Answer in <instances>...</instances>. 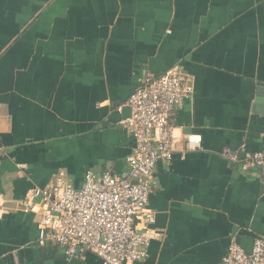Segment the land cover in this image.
Instances as JSON below:
<instances>
[{"label": "crops", "instance_id": "0c3cea01", "mask_svg": "<svg viewBox=\"0 0 264 264\" xmlns=\"http://www.w3.org/2000/svg\"><path fill=\"white\" fill-rule=\"evenodd\" d=\"M175 66L192 93L152 172L147 257L127 264H218L264 237V169L242 161L264 138V0H0V264H101L40 246L20 203L58 172L125 178L126 102Z\"/></svg>", "mask_w": 264, "mask_h": 264}, {"label": "built area", "instance_id": "2783aa9c", "mask_svg": "<svg viewBox=\"0 0 264 264\" xmlns=\"http://www.w3.org/2000/svg\"><path fill=\"white\" fill-rule=\"evenodd\" d=\"M191 93L188 76L176 66L148 76L132 92L126 102L130 116L123 122L132 140L125 178L108 172L95 177L88 171L75 188L64 172H58L46 186L29 189L20 205L25 213L40 212L38 244H54L68 259L90 252L101 264L144 260L154 221L147 209L152 172L158 161L173 158L176 142L170 118ZM200 141L199 136L188 135L186 148L199 149ZM222 154L238 160L227 148ZM242 161L246 167L264 169V138L261 149L245 153ZM218 264H264V237H255L249 252L231 240Z\"/></svg>", "mask_w": 264, "mask_h": 264}, {"label": "water", "instance_id": "95a60500", "mask_svg": "<svg viewBox=\"0 0 264 264\" xmlns=\"http://www.w3.org/2000/svg\"><path fill=\"white\" fill-rule=\"evenodd\" d=\"M260 92V91H259ZM263 93V92H262ZM258 103L261 102V103H264V101L262 99H257ZM128 108V107H127ZM128 110L130 111V109L128 108Z\"/></svg>", "mask_w": 264, "mask_h": 264}, {"label": "clouds", "instance_id": "9594fccd", "mask_svg": "<svg viewBox=\"0 0 264 264\" xmlns=\"http://www.w3.org/2000/svg\"><path fill=\"white\" fill-rule=\"evenodd\" d=\"M174 135H179V130H176V132L174 133Z\"/></svg>", "mask_w": 264, "mask_h": 264}]
</instances>
